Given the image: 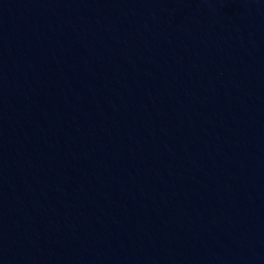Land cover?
<instances>
[{
	"label": "water",
	"instance_id": "obj_1",
	"mask_svg": "<svg viewBox=\"0 0 264 264\" xmlns=\"http://www.w3.org/2000/svg\"><path fill=\"white\" fill-rule=\"evenodd\" d=\"M0 264H264V0H0Z\"/></svg>",
	"mask_w": 264,
	"mask_h": 264
}]
</instances>
